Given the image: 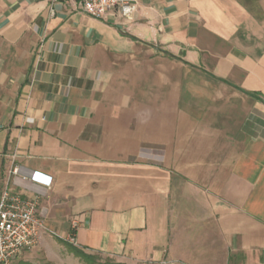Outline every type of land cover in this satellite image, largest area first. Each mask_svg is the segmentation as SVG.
I'll return each mask as SVG.
<instances>
[{
    "label": "crops",
    "instance_id": "1",
    "mask_svg": "<svg viewBox=\"0 0 264 264\" xmlns=\"http://www.w3.org/2000/svg\"><path fill=\"white\" fill-rule=\"evenodd\" d=\"M7 179L47 254L264 264V0H0Z\"/></svg>",
    "mask_w": 264,
    "mask_h": 264
},
{
    "label": "built area",
    "instance_id": "2",
    "mask_svg": "<svg viewBox=\"0 0 264 264\" xmlns=\"http://www.w3.org/2000/svg\"><path fill=\"white\" fill-rule=\"evenodd\" d=\"M49 4L71 3L96 19L118 14L130 21L139 0H42ZM18 166L12 173H19ZM47 227L39 215L37 197H25L14 191L7 179L0 192V264H17L20 256L41 242ZM160 264H185L176 260H163Z\"/></svg>",
    "mask_w": 264,
    "mask_h": 264
},
{
    "label": "rangeland",
    "instance_id": "3",
    "mask_svg": "<svg viewBox=\"0 0 264 264\" xmlns=\"http://www.w3.org/2000/svg\"><path fill=\"white\" fill-rule=\"evenodd\" d=\"M72 246L68 242L58 241L55 244L56 248L50 254L45 253L41 247L36 246L25 251L18 259L17 264H87L72 249ZM93 255H97L102 261L119 262L112 257L99 254Z\"/></svg>",
    "mask_w": 264,
    "mask_h": 264
},
{
    "label": "trees",
    "instance_id": "4",
    "mask_svg": "<svg viewBox=\"0 0 264 264\" xmlns=\"http://www.w3.org/2000/svg\"><path fill=\"white\" fill-rule=\"evenodd\" d=\"M73 250L80 256V258L87 264H127L113 261H102L100 257L97 255L89 254L83 250H80L74 246H72Z\"/></svg>",
    "mask_w": 264,
    "mask_h": 264
}]
</instances>
